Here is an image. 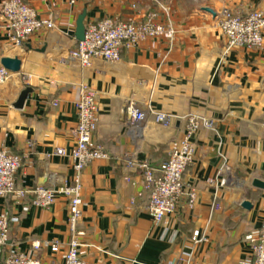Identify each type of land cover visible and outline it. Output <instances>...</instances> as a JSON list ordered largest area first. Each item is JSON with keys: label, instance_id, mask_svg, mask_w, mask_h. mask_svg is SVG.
<instances>
[{"label": "crops", "instance_id": "crops-1", "mask_svg": "<svg viewBox=\"0 0 264 264\" xmlns=\"http://www.w3.org/2000/svg\"><path fill=\"white\" fill-rule=\"evenodd\" d=\"M24 1L55 28L13 48L0 7V66L14 53L22 61L21 71L2 86L0 105V147L22 158L17 188L48 187L50 174L69 182L75 176L74 159L55 152L75 145V104L85 84L97 92L95 141L109 158L89 163L81 175V258L87 264H251V239L264 226V188L254 184L264 183V48L226 52L217 18L223 9L241 15L264 10V0H78L75 6L68 0ZM84 12L85 25L105 18L144 22L156 14L174 34L124 49L118 62L96 59L83 68L76 29ZM26 88L31 93L18 109ZM131 103L150 116L140 127L128 114ZM152 112L175 118L159 125ZM191 114L214 121L213 129L196 133V155L184 174L186 190L196 189L197 197L193 207L184 198L177 212L155 224L142 172L127 163L135 158L157 168L166 162L180 147L184 117ZM223 163L229 184L215 190L209 180H221ZM1 212L17 221L0 264L13 250L64 262L73 238L66 198L49 208L34 206L32 195L0 198ZM196 231L206 238L198 245L192 242ZM37 241L42 247L35 251ZM53 242L61 244L56 254L46 246Z\"/></svg>", "mask_w": 264, "mask_h": 264}, {"label": "built area", "instance_id": "built-area-1", "mask_svg": "<svg viewBox=\"0 0 264 264\" xmlns=\"http://www.w3.org/2000/svg\"><path fill=\"white\" fill-rule=\"evenodd\" d=\"M68 1L70 6H75L78 2V0ZM0 7L10 41L15 48L23 47L33 34L44 29L55 28L52 20L42 18L24 0H1ZM217 19V27L227 40L226 52L233 48L251 50L264 48V10H255L241 15L223 9ZM173 34L172 27L159 23L156 14H149L144 22L105 18L85 25L84 39L78 42L76 56L83 68L91 67L96 59L118 62L121 60L124 49L139 47L148 39L172 37ZM10 75L8 70L0 66V105L1 89ZM53 105L57 106V102ZM75 105L78 116L77 125L72 130L75 145L71 149L58 148L55 152L58 156L74 159L76 174L70 182L59 175L50 174L48 187L19 189L16 180L22 168V158L0 147V198L16 196L22 201L26 196L32 195V204L42 208L51 207L59 197L67 199L69 225L73 238L68 243L64 262L41 261L21 251L13 250L7 256L5 264H87L80 256L82 246L80 237L84 235L79 230V223L83 216L81 175L89 163L108 159L109 154L95 141L99 121L97 92L88 85H81L80 97ZM127 111L136 127L142 126L150 118L146 112L132 103ZM151 114L153 121L163 126L170 125L175 118L174 115L163 112ZM184 120L187 124L186 132L180 147L169 154L166 162L157 168L147 160L139 161L131 158L127 163L128 168L142 172L144 189L149 194L147 209L155 224H160L167 216L177 212L184 198L187 199L188 205L193 207L197 197L196 189L186 190L184 174L196 155L194 141L196 133L202 128L213 129L214 121L194 114L184 117ZM229 171L228 165L223 163L219 176ZM209 183L217 190L219 187H226L229 180L222 176L220 181L216 178L209 180ZM213 208H218V204H214ZM16 221L17 219L10 217L7 212L0 213V255L6 248L11 235V226ZM205 240V236L199 231H196L192 237L194 245L201 244ZM46 246L55 254L61 248L59 242L47 243ZM32 247L38 251L42 243L34 242ZM251 249V264H264V226L251 239Z\"/></svg>", "mask_w": 264, "mask_h": 264}, {"label": "water", "instance_id": "water-1", "mask_svg": "<svg viewBox=\"0 0 264 264\" xmlns=\"http://www.w3.org/2000/svg\"><path fill=\"white\" fill-rule=\"evenodd\" d=\"M206 10L208 12L213 13V11L211 9H206ZM85 17H86V12L81 14L79 16L78 20H77L76 39L78 41H82L84 39V34H85V23H84V21H85ZM12 47L14 48V46H12ZM1 66H3L10 73L16 74V73H19L21 71L22 61L14 53L12 56L4 57L1 60ZM29 93H31V89L30 88H26V89L23 90V92L21 93L20 98L18 100V103L16 105V107L18 109H22L23 108ZM254 184H255V186H257L259 188H264V183H262L261 181L256 180ZM243 206L245 208L250 209L252 205L249 202H244Z\"/></svg>", "mask_w": 264, "mask_h": 264}]
</instances>
